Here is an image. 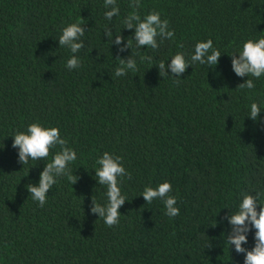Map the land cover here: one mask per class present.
Segmentation results:
<instances>
[{"label":"trees","instance_id":"trees-1","mask_svg":"<svg viewBox=\"0 0 264 264\" xmlns=\"http://www.w3.org/2000/svg\"><path fill=\"white\" fill-rule=\"evenodd\" d=\"M129 2L117 0L120 15L108 21L104 0H0V264L244 262L224 241L226 216L243 193L264 192V76L253 78L252 90L238 88L247 77L234 73L230 55L264 37V0H140L141 17L159 12L175 36L157 37V49L139 53L134 40L120 51L103 31L109 25L113 40L119 33L123 43L132 40L134 29L123 27ZM82 19L81 67L70 70L73 53L58 38ZM207 39L221 52L215 67L196 62L181 77L159 75L161 61L177 52L190 60ZM129 55L137 71L116 77ZM253 102L261 108L256 121L247 116ZM35 121L58 127L77 153L70 167L78 181L58 177L43 207L27 187L59 146L24 165L12 147V135ZM105 151L121 156L131 173L121 178L128 200L113 227L90 211L92 198L107 203L94 170ZM166 180L180 210L174 218L161 200L140 195ZM254 233L244 248L253 247Z\"/></svg>","mask_w":264,"mask_h":264},{"label":"clouds","instance_id":"clouds-1","mask_svg":"<svg viewBox=\"0 0 264 264\" xmlns=\"http://www.w3.org/2000/svg\"><path fill=\"white\" fill-rule=\"evenodd\" d=\"M104 6L107 9L104 13L106 20L111 21L113 17L120 15L117 0H104ZM129 7L133 10L124 17L123 27L134 29L132 40L123 43L124 38L120 33L115 34L113 40L112 28L106 25L103 31L110 45L115 44L119 46L120 51H124L133 46L132 41L134 40L139 53L142 46L153 50L157 49L159 47L157 37L160 38L161 43L163 40L174 38V30L169 28L167 19H161L159 12L151 11L142 18L138 12L140 0H130ZM83 24V19L80 22L69 23L62 29L58 38L59 46H67L73 53L66 62V67L70 70L81 67L80 58L76 53L84 47V41L81 38L87 29L82 27ZM234 53H238V55ZM220 56L221 52L214 48L213 41L207 39L195 44L194 54L191 55L190 60L186 58L183 52H177L171 57L170 63L166 64L161 61L156 66L161 77L169 75L181 77L188 66H192L196 62L206 64L208 67H215ZM230 56L234 73L239 77H247L237 87L248 90L254 89L256 87L254 79L264 76V37L247 39L244 41L242 49L239 52H233ZM140 58L141 60L152 59L150 56H141ZM166 68L170 69V73L166 71ZM129 70L133 73L137 71V61L131 55L120 59L114 75L116 77L126 76ZM174 82L179 83L180 81ZM260 112V106L253 102L247 116L256 121ZM12 137V147L18 149V160L22 165L27 164L29 160H46L51 150L59 146V151L55 152L51 162L46 163L40 172L38 183H30L27 187L32 199L37 201L40 207L47 203L49 190L57 183L58 177L66 176L71 185L78 181L79 177L74 175L70 167V164L77 160V153L73 148L68 147V141L61 136L58 127L44 126L40 121H35L30 123L26 130L17 131ZM122 161L121 156L105 151L96 161L99 167L94 169L98 184L106 186L107 203L101 205L92 198L90 211L102 218L108 227H113L119 223L121 215L119 209L128 200L122 194L120 185L121 178L127 176L130 179L131 173L125 169ZM171 192V182L166 180L156 187L146 186L140 195L143 196L146 203L161 200L164 203L166 215L169 218H174L179 215L180 210L176 206L177 198L171 195ZM262 200H264V192L262 191H255L254 194L251 192L243 193L238 209L235 212L231 211L230 215L226 216L231 225V231L226 234L224 241L228 246L234 245L237 253L244 254L243 264H264V202ZM257 205H260L259 211ZM253 228L255 229V243L249 250L242 245L247 244V233Z\"/></svg>","mask_w":264,"mask_h":264}]
</instances>
